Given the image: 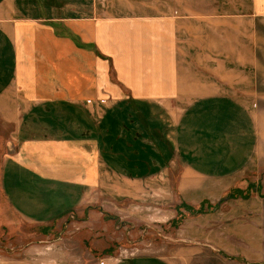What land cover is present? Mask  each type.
<instances>
[{
	"label": "crops",
	"instance_id": "0c3cea01",
	"mask_svg": "<svg viewBox=\"0 0 264 264\" xmlns=\"http://www.w3.org/2000/svg\"><path fill=\"white\" fill-rule=\"evenodd\" d=\"M151 16L122 0H0V210L42 224L86 209L144 220L142 201L206 204L194 240L264 264V39L233 44L232 17ZM185 46L199 52L190 64Z\"/></svg>",
	"mask_w": 264,
	"mask_h": 264
},
{
	"label": "rangeland",
	"instance_id": "374dc122",
	"mask_svg": "<svg viewBox=\"0 0 264 264\" xmlns=\"http://www.w3.org/2000/svg\"><path fill=\"white\" fill-rule=\"evenodd\" d=\"M97 1L100 6L113 7L114 0ZM261 6L264 7V0H122V7H133L139 16L152 12L151 17L154 18H215L221 21L232 17L235 20L233 44L254 36L264 39ZM214 42L217 43L214 49L218 50L213 54L225 60V45H220L219 38ZM235 47L239 48L237 44ZM182 50L189 64L199 53L188 46ZM200 52L201 69L203 75L208 76L206 62L210 52L204 48ZM257 60L260 61L261 79L264 81L262 51ZM257 65L246 69L251 78L257 76ZM237 97L241 99L244 96ZM252 98L255 100L256 96ZM6 137L7 133L0 130V140ZM261 180L264 181V176ZM140 203L141 206L134 210L140 211L137 214L146 215V219L138 221H121L103 211L89 218L86 209L83 212H66L67 215L59 222L43 220L40 224L37 220H16L7 211L0 210V264H113L142 255L159 257L171 264H235L230 257L211 249L208 244L194 240L195 235L200 237L204 229L199 228L200 224L195 226V214L186 208L172 203L168 205L169 202L167 205L165 202ZM202 206L207 208L206 204H200L195 210ZM89 209L99 211L98 208Z\"/></svg>",
	"mask_w": 264,
	"mask_h": 264
},
{
	"label": "trees",
	"instance_id": "16d2710c",
	"mask_svg": "<svg viewBox=\"0 0 264 264\" xmlns=\"http://www.w3.org/2000/svg\"><path fill=\"white\" fill-rule=\"evenodd\" d=\"M256 192V186L255 185H249V187L246 190H231L225 196L219 201L218 204L230 200V199H236V198H241V199H247L252 193ZM262 197H264V194H262ZM188 211L192 212V214H199L203 212V206L199 210H194L191 207L184 206Z\"/></svg>",
	"mask_w": 264,
	"mask_h": 264
}]
</instances>
